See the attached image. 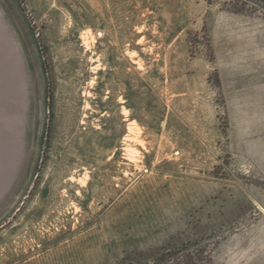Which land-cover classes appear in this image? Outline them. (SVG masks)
Segmentation results:
<instances>
[{
    "label": "rangeland",
    "instance_id": "1",
    "mask_svg": "<svg viewBox=\"0 0 264 264\" xmlns=\"http://www.w3.org/2000/svg\"><path fill=\"white\" fill-rule=\"evenodd\" d=\"M0 34V264H264V0H0Z\"/></svg>",
    "mask_w": 264,
    "mask_h": 264
},
{
    "label": "bare ground",
    "instance_id": "2",
    "mask_svg": "<svg viewBox=\"0 0 264 264\" xmlns=\"http://www.w3.org/2000/svg\"><path fill=\"white\" fill-rule=\"evenodd\" d=\"M15 85V72L0 34V184L6 181L19 150L20 123L15 108L20 95Z\"/></svg>",
    "mask_w": 264,
    "mask_h": 264
},
{
    "label": "trees",
    "instance_id": "3",
    "mask_svg": "<svg viewBox=\"0 0 264 264\" xmlns=\"http://www.w3.org/2000/svg\"><path fill=\"white\" fill-rule=\"evenodd\" d=\"M205 259L199 249L189 245L164 247L158 254L145 262L126 258L123 264H204Z\"/></svg>",
    "mask_w": 264,
    "mask_h": 264
}]
</instances>
